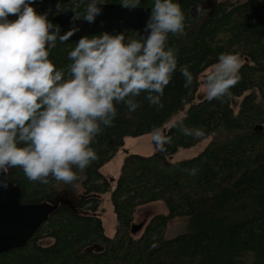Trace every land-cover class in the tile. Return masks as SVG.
Segmentation results:
<instances>
[{
  "label": "trees",
  "instance_id": "trees-1",
  "mask_svg": "<svg viewBox=\"0 0 264 264\" xmlns=\"http://www.w3.org/2000/svg\"><path fill=\"white\" fill-rule=\"evenodd\" d=\"M58 2L83 19L89 0H35L34 7L52 21ZM174 2L185 14L186 34H169L167 46L178 49V69L165 88L164 107L150 105L146 94L136 97L140 107L134 112L117 105L113 125L91 145L98 159L78 172L80 193L51 176L43 184L29 181L20 168L10 169L7 178L21 187L22 202L60 203L23 247L0 253V264H264V0ZM153 5L154 0H139L138 6ZM120 33L126 40L140 39L132 30ZM75 45L57 40L49 58L58 69H67L68 52ZM221 53H239L244 59L232 97L194 101L201 74ZM180 67L196 78L191 88L184 87ZM184 109L183 126L202 127L205 136H185L183 126L171 127L174 121L166 129L172 138L166 151L125 156L110 193L115 232L107 236L99 196L109 182L100 167L125 137L162 128ZM206 138L196 156L171 160L179 149ZM193 168L198 169L195 175L185 171ZM150 204L162 210L136 223L140 208ZM179 217L186 219L182 231L165 236L168 223ZM139 223L141 228L132 231Z\"/></svg>",
  "mask_w": 264,
  "mask_h": 264
},
{
  "label": "clouds",
  "instance_id": "clouds-1",
  "mask_svg": "<svg viewBox=\"0 0 264 264\" xmlns=\"http://www.w3.org/2000/svg\"><path fill=\"white\" fill-rule=\"evenodd\" d=\"M35 0H0V189L8 187L10 169L20 168L29 181L49 183L51 176L73 184L98 159L91 147L105 127H111L117 105L134 112L136 97L146 94L157 110L178 69V49L168 47L169 34L184 36L185 14L174 0H154L140 39L107 31L84 35L68 52L67 69L49 58L57 40L66 42L80 31L78 14L61 33L48 13L34 7ZM139 0H121L134 9ZM58 14L63 9L56 4ZM201 9L197 7V12ZM103 12V0H89L83 21L94 24ZM9 17H16L14 20ZM239 53H221L201 83L207 101L230 99L241 80ZM184 87L195 82L187 67L179 68ZM67 76L69 78H65ZM180 117L171 127L185 125ZM185 136L202 139V127L183 126ZM164 128H153L158 151H166L172 138ZM195 175L198 169H185Z\"/></svg>",
  "mask_w": 264,
  "mask_h": 264
},
{
  "label": "water",
  "instance_id": "water-1",
  "mask_svg": "<svg viewBox=\"0 0 264 264\" xmlns=\"http://www.w3.org/2000/svg\"><path fill=\"white\" fill-rule=\"evenodd\" d=\"M121 3L103 2V12L96 18L94 24H88L80 18L76 23L80 31L67 41L77 42L81 36L95 35L107 31L120 33L123 30H132L138 37L145 35L144 26L150 15V7L138 6L127 9ZM76 14L68 9L56 14L52 22L61 26V33L66 32L71 26V17ZM8 187L0 189V253L23 247L33 236L37 229L59 207V200L54 203L49 201L22 202L21 187L11 182L7 177ZM142 223L132 225V231L140 229Z\"/></svg>",
  "mask_w": 264,
  "mask_h": 264
},
{
  "label": "rangeland",
  "instance_id": "rangeland-1",
  "mask_svg": "<svg viewBox=\"0 0 264 264\" xmlns=\"http://www.w3.org/2000/svg\"><path fill=\"white\" fill-rule=\"evenodd\" d=\"M238 1V0H233ZM16 18V17H15ZM244 62V59L241 58ZM211 67V66H210ZM209 67V68H210ZM207 68L200 76L199 81V87L195 96L194 101H197L200 96H204L203 94V84L201 83L204 74L208 71ZM186 109V108H185ZM185 109L177 112L174 114L162 127L164 129H167L174 121L178 120L180 117L184 116ZM151 133L143 134L140 136H127L124 139V144L122 147L118 149L116 154L106 161L101 167L100 172L101 174L108 180L109 187L108 190L101 193L100 203H99V209L102 213V222L104 227V232L107 236H113L115 232V216L112 210V204L110 200V193L114 189L117 179L120 174V169L122 166V163L124 161L125 156L131 153L135 154H141V155H150L153 152L157 150L155 144L152 141ZM210 138L203 139L201 142L197 143L196 145L189 147V148H181L177 152L171 155L172 161H178L182 159H187L196 156L208 143ZM79 179L74 182L73 184H64L63 182H60L65 188H76L75 192L80 193L81 192V185H80V178L82 177L81 173H78ZM63 188V187H62ZM63 190V189H62ZM162 206L158 204H150L148 206H144L140 208L139 214L136 216V223L142 221L145 219V216H148L156 211H161ZM186 219L184 217L174 218L168 223V227L165 230V236H172L180 231H182L184 227Z\"/></svg>",
  "mask_w": 264,
  "mask_h": 264
}]
</instances>
